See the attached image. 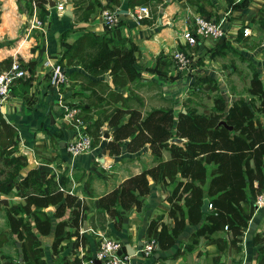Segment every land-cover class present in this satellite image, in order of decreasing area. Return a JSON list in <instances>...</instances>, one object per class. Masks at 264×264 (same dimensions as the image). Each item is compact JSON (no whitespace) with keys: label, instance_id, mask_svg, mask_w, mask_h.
<instances>
[{"label":"crops","instance_id":"obj_1","mask_svg":"<svg viewBox=\"0 0 264 264\" xmlns=\"http://www.w3.org/2000/svg\"><path fill=\"white\" fill-rule=\"evenodd\" d=\"M53 1L55 5L47 0L39 6L36 0H0V70L14 58H19L28 69L27 75L14 84L12 99L1 110L17 128L18 152L27 155V163L14 179L12 191L3 197L11 204L24 203L19 179L36 167L44 189L49 190L50 179L61 184L63 181L68 198L63 204L44 208L52 213L54 227L60 220L72 224L68 227L70 236L62 242L59 252L52 249L54 232L40 235L47 264H83L95 254L102 234L119 239L123 243L122 254L131 255L133 264H264V204L257 205L258 197H249L254 204L252 217L236 245L232 244V234L227 228L210 237L195 236L205 219L194 224L186 213H170L169 199L175 182L162 178L155 181L148 175L150 191L147 193H141L138 188L141 183H136L140 205L121 209V221L111 217L100 205V198L121 187L127 178L170 157L168 149L157 156L149 143L130 151L128 139L123 142L121 152L112 153L107 148L115 130L108 121L110 113L116 106L137 107L144 114L156 107H171L175 128L179 112L188 108L186 102L199 106V101L192 97L193 90L197 91L199 86L204 88L198 82L200 77L209 75L212 83L220 87L218 82L224 70L222 56L227 50L258 55L256 67L263 72L264 0ZM60 3L66 5V10L72 4V14L60 11ZM141 3L150 5L151 16L140 21L130 10ZM105 8L121 11L120 26L105 28L102 16ZM196 13L223 19L227 37L222 40L201 37L195 45L187 44L183 32ZM38 19L42 20L41 26L35 25ZM244 28L250 31L248 35L243 33ZM89 32L123 39L120 47L132 51L129 61L133 75L123 71L118 82L113 73L103 75L110 69L94 74L83 63H76L86 48L87 52L98 53V44L95 45ZM73 45L79 49L75 51L74 62L62 59L66 48ZM175 48L195 53L193 70L181 71L168 57ZM47 60L60 63L66 69L70 77L68 84L52 81ZM193 84H197V89L191 88ZM70 105L78 107L79 115L88 121L87 129L98 127L102 134L99 141L94 142L93 137L92 147L78 155L67 149L76 134L74 123L64 117L63 108ZM26 147L31 150L25 151ZM75 209L77 214L73 212ZM249 209L246 205V210ZM29 220L37 232L33 218ZM152 220H159V231L165 225L163 237L148 235ZM0 233L4 235L0 240V255L21 264L18 240L12 234L5 205L0 207ZM153 239L157 240V248L146 255L145 248Z\"/></svg>","mask_w":264,"mask_h":264},{"label":"trees","instance_id":"obj_2","mask_svg":"<svg viewBox=\"0 0 264 264\" xmlns=\"http://www.w3.org/2000/svg\"><path fill=\"white\" fill-rule=\"evenodd\" d=\"M45 2L47 0H36L39 6ZM89 33L94 37L95 45L98 44V53L79 55L76 63H83L94 74L110 69L111 73H117L116 77H121L123 71L128 76L133 75L129 61L132 51L125 46L120 47L123 39L112 38L107 33ZM76 48L77 45L66 48L62 59L72 62L77 57L75 51L79 49ZM212 79L204 75L198 82L209 92L219 90ZM199 87L193 92L202 89ZM247 90L258 101L239 98L229 104L219 92L213 97V105L202 104V111L186 102L188 108L179 112L175 128L171 107H156L144 114L137 107L116 106L108 118L109 123L115 126L114 137L107 142V148L112 153L121 152L123 142L128 139L130 151L149 143L157 156H162L164 149H168L170 157L127 178L121 187L102 196L101 207L111 217H118L121 221V209L127 210L133 204L140 205L135 192L136 183H141L138 186L141 193L149 192L148 175H151L155 181L162 178L175 182L169 199L170 213H186L194 224L205 219L195 236L210 237L227 228L232 234V244L240 242L254 208L249 197L257 198L264 193V71L254 68ZM16 134L17 128L0 110V207H7L12 234L21 242L25 264H47L43 258L44 247L40 235L54 232L52 249L55 253L59 252L62 242L70 236L68 227L72 224L60 220L54 227L52 213L44 208L63 204L68 198L61 189V186L64 187L63 181L61 184L50 179L49 190L44 189L36 167L29 169L27 175L19 179L24 203L11 204L8 198L3 197L12 191L14 179L27 163V155L18 152ZM206 199L211 205L208 211L203 209ZM246 205L250 206L249 210H246ZM73 212L77 214L78 210ZM29 217L33 218L37 232ZM76 219L73 224L77 223ZM158 227L159 220H152L148 235L163 237L165 225H162L161 231ZM3 236L0 233V240ZM0 264L17 263L0 255Z\"/></svg>","mask_w":264,"mask_h":264},{"label":"built area","instance_id":"obj_3","mask_svg":"<svg viewBox=\"0 0 264 264\" xmlns=\"http://www.w3.org/2000/svg\"><path fill=\"white\" fill-rule=\"evenodd\" d=\"M60 11L66 10V5L60 3L58 5ZM130 12L137 20H143L151 14L149 4L141 3L134 5ZM121 11L118 9L105 8L102 10L105 28L108 30L114 29L121 25L122 17ZM190 26L183 32V37L187 44L195 45L201 37L213 38L222 40L227 37L228 29L224 24L223 19L217 16H206L202 13H196L189 20ZM36 26L42 25V20L38 19L35 22ZM250 31L244 28V34L248 35ZM170 57L180 70L191 71L194 69L196 63L195 53L175 48L170 52ZM46 64L51 68L52 81L58 85L68 84L70 77L64 67L57 62L47 60ZM28 73L27 67L19 58H14L9 65L4 66L0 70V110H2L12 99V85L24 78ZM64 117L73 122L76 127L75 136L68 142L67 149L73 155H78L93 145V136L86 130L85 121L80 118L79 109L76 106H65L63 108ZM61 189L64 188L61 186ZM259 204L264 203V195L257 198ZM211 207V205H210ZM123 248V243L110 235L102 234L99 245L95 254L83 264H133L132 256L127 254H120ZM157 248V240H151L146 248V255L152 254Z\"/></svg>","mask_w":264,"mask_h":264},{"label":"rangeland","instance_id":"obj_4","mask_svg":"<svg viewBox=\"0 0 264 264\" xmlns=\"http://www.w3.org/2000/svg\"><path fill=\"white\" fill-rule=\"evenodd\" d=\"M150 16H151V14H150ZM149 17H147V18H149ZM262 37H264V32L262 33ZM208 39H213V38H208ZM261 39H262V41H264V38H261ZM87 51H88V49L86 48V50L84 51V54ZM227 51H228V53L222 56V59L224 61V63H223L224 64V70L222 71V76H221L222 80L221 81L219 80V82H218L220 84L219 90H216L215 92H212V91L209 92L208 90H205L204 88H202L201 90H198L197 93H194V95L192 97L194 100L199 101V106L197 108L200 111L203 110L202 104L204 102H208L209 104H212L213 103V100L211 99L212 96H214L215 94H218L219 92L222 93L226 97L228 103L231 102L232 100H234L235 98H246L248 100H251V102L258 101L256 98L252 97L248 93L247 87L249 85V81H250L251 75L253 74L254 68L256 67V65L258 66L259 56L255 55L253 53H249L248 51H242L243 53L239 52V54H237L236 52L231 51V50H227ZM80 55H83V53H81ZM254 56H255V58H254ZM168 57H170V52L168 53ZM263 58H264V55H263ZM181 71H184V70H181ZM110 73H111V71H108V73L104 72L103 75L104 74H110ZM114 76L116 77L117 73L114 74ZM116 79L118 82H121L118 77H116ZM122 82H123V80H122ZM14 84L12 86H14ZM197 84H193L191 86V88L197 89ZM87 88H88V86H87ZM208 94H210V95H208ZM200 103H202V104H200ZM70 106H72V105H70ZM194 106H196V105H194ZM80 118L85 121L84 125L86 127L88 121L86 119H84L83 116L82 117L80 116ZM85 129L88 130L89 132L91 131L90 133L93 134L92 136L94 137V141L95 140L99 141L100 138H102V134L100 133L98 127L94 128V129H91V127H88V129H87V127H86ZM256 203H257V205H262V204H259L258 201H256ZM18 264H19V262H18Z\"/></svg>","mask_w":264,"mask_h":264},{"label":"water","instance_id":"obj_5","mask_svg":"<svg viewBox=\"0 0 264 264\" xmlns=\"http://www.w3.org/2000/svg\"><path fill=\"white\" fill-rule=\"evenodd\" d=\"M53 0H50V5H55L56 4V2H52ZM72 4H69L68 5V8H67V10H66V12L68 13V14H72ZM222 122H224V123H226V121L225 120H223ZM229 127L232 129L233 128V126L232 125H229ZM105 136H108V134H105ZM25 151H30L31 149L29 148V147H26L25 149H24ZM210 206V202H209V200L208 199H206L205 200V203H204V207H203V209H204V211H208V207ZM17 245H18V247H19V251H20V259H19V261H20V263L21 264H25V262H24V258H23V252H22V248H21V242L20 241H17ZM128 249H129V247H128ZM158 249H160L159 247H158ZM120 254H122V250L119 252ZM133 253H134V251H133ZM129 254H132V252H129ZM98 264H100V262H98Z\"/></svg>","mask_w":264,"mask_h":264}]
</instances>
